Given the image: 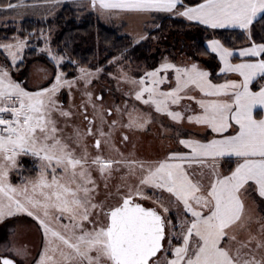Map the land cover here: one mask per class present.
<instances>
[{
  "label": "snow or ice",
  "instance_id": "6c2138e0",
  "mask_svg": "<svg viewBox=\"0 0 264 264\" xmlns=\"http://www.w3.org/2000/svg\"><path fill=\"white\" fill-rule=\"evenodd\" d=\"M45 2L58 4L60 0ZM90 5L101 12L170 13L211 29H240L251 43L238 50L239 62L234 63V48L217 39L208 41V49L222 65L220 73L237 77L223 83H213L196 63L180 67L167 61L139 80L121 77L138 86L136 100L153 105L157 113L175 122L184 117L170 110L169 103L194 100L201 110L187 120L208 130L210 138H181L179 144L187 151H171L155 161L123 153L119 159L100 155L99 137L111 136L102 127L94 143L98 154L90 156L82 141L85 135H93L92 120L86 133L74 129L80 154L62 138L54 113L62 117L71 113L58 105L56 96L65 85L71 88L73 81L63 79L59 65L64 56L53 53L47 40L41 51L47 52L58 69L50 86L28 90L12 78L8 68L0 67V221L26 214L38 223L43 250L36 264H264V256L257 259L255 255L264 249V240L253 236L245 223L242 198L243 192L252 189L264 199V42L252 41L254 23L264 18V0H201L194 6L183 0H90ZM23 6L6 5L8 9ZM13 41L0 43V49L16 67L26 39L14 37ZM169 70L175 74V86L162 91L166 77L160 73ZM79 72V79L90 83L93 73L83 67ZM190 90L198 91L199 98L190 95ZM86 95L91 98V93ZM116 123L113 120L110 128ZM149 123L150 118L133 119L130 113L125 127L143 129ZM21 156L36 160L38 171L35 177L14 184L10 174L18 169ZM224 159L234 167L221 171ZM93 168L105 189L114 172L126 169L116 185L114 202L107 203L111 192L97 201L100 185ZM155 193H166L167 198ZM145 199L154 206H145L141 202ZM171 208L178 210L177 223ZM237 227L247 233L245 239L238 238ZM12 250L26 255L23 250ZM0 264L15 261L5 257Z\"/></svg>",
  "mask_w": 264,
  "mask_h": 264
},
{
  "label": "rangeland",
  "instance_id": "374dc122",
  "mask_svg": "<svg viewBox=\"0 0 264 264\" xmlns=\"http://www.w3.org/2000/svg\"><path fill=\"white\" fill-rule=\"evenodd\" d=\"M15 4H23L25 6L14 8L16 10H14L13 17L6 15L7 18L5 20L0 18V27L3 26V29H7V23L5 24V22L8 20L15 23L12 26L18 27V30H20V23L25 19L41 20L46 24L49 21L56 20L60 9L64 5H72L78 9H85L89 13L97 14L108 27L111 26L118 29V31L120 30V35L132 37L135 44L145 43L150 46L149 53L143 55L139 60L135 59L129 51L117 53L108 62L100 60L99 64L97 63L93 69H88L93 75L90 78V83L85 85L84 80L79 79L81 74L76 62L68 55L59 53L57 37L60 29L56 25H48L34 35L30 43V49H35L38 55H42L51 61L47 52L41 51L45 46V40H47L48 46L53 53L64 56V60L59 65L60 72L67 64L75 66V71L73 70L71 78L62 72L63 79L73 81L72 87L69 88L65 85L56 96L58 105L64 111L71 113V115L62 117L59 113H54V118L57 120V127L62 129L60 135L71 147L76 149L77 154H80L81 148L74 143V129L78 128L82 134L86 133L89 120L93 121V135H85L82 143L87 145L90 156H94L98 154L94 146L95 139L99 137L97 129L102 127L105 133L111 131L110 138L99 137L101 139L99 154L110 159H119L121 158L120 154L123 153L128 158L155 161L163 159L171 151H187L179 144V139L195 138L193 134H190L192 132H197L196 134L202 136V138L209 135L208 130L204 127L189 123L187 120L189 115H195L201 111L194 100L182 99L175 105L169 103L170 110L179 111L184 117L180 122H175L166 114L157 113L153 105H145L142 101L136 100L135 91L138 90V86L121 78L122 76H127L131 80H139L147 72L159 68L162 63L167 61L180 67L191 66V64L196 63L201 70L209 73L210 79V70L214 68L213 63L208 59H194L193 39L194 34L198 32L195 28H176L170 21H164V19L168 18H165L164 15L156 17V13L101 12L98 8L93 9L91 7L90 0H60L58 4L46 3L45 0H22ZM3 9L5 12L9 10L7 7ZM172 17L176 18V15H172ZM172 17L169 18L172 19ZM16 36L21 38L19 35H14L11 39ZM140 36H144L145 39L138 40ZM28 42V39H26L22 60L18 61V63L23 62L25 58L26 50L28 51L29 49ZM0 43H5L2 37H0ZM0 52L6 56L3 49H0ZM7 59L11 63L10 58ZM25 62V66L21 69L13 68L11 70L7 67L4 59L0 57V67L8 68L12 78L28 90L50 86L51 83L55 82V75L58 69L54 61L51 62L55 68L41 61L26 59ZM97 69H100V71L97 72ZM160 75L166 77L165 83L160 85L162 91H168L175 86V74L172 70L167 73L161 72ZM225 79L229 78L216 81L210 80L213 83H223ZM86 93H91L90 99ZM189 94L197 98L200 96L199 92L194 90H190ZM144 98H147V94H145ZM130 113L133 119L137 117L150 118L151 123L147 124L143 129L127 128L125 125L129 123ZM85 116L88 117L87 120ZM113 120L117 123L110 128ZM124 136H127L128 139L124 140ZM24 160H29L37 169L36 164L38 162L32 157H19L18 169L10 174L14 184H16L15 180L19 184L22 178H27L23 176L24 165L22 163ZM220 167L221 171H223L222 165ZM125 171L126 169L121 168L120 172H114L113 178L109 182V187L105 189L104 182L99 178V173L93 168V177L100 185L97 201L104 200L107 193L111 192L113 197L108 199L107 203L114 202L117 198L115 195L116 185L121 183L120 175ZM124 191L126 189L121 188V192ZM148 194L153 195L152 190L149 189ZM155 195H163L167 198L166 193H155ZM242 198L245 205V223L253 236L259 240H264V231H262V226H264V202L261 205H255L253 201L248 200V196L244 192L242 193ZM141 202L148 206H154L149 199ZM171 213H174L176 217L178 210L171 208ZM249 216L252 218L250 221L247 219ZM172 218L173 222L176 223V219ZM64 222L66 223L67 221ZM87 226L91 227V225ZM176 229L179 232V228ZM234 231L239 233V239L246 238L247 233L241 232L239 227L234 229ZM251 248H256L255 241H253ZM12 249L23 250L26 255H17ZM42 250V231L38 223L31 217L26 214H17L0 221V258L9 257L16 264H36ZM244 251H247V249ZM255 255L257 259H260L264 256V249L257 250Z\"/></svg>",
  "mask_w": 264,
  "mask_h": 264
},
{
  "label": "trees",
  "instance_id": "16d2710c",
  "mask_svg": "<svg viewBox=\"0 0 264 264\" xmlns=\"http://www.w3.org/2000/svg\"><path fill=\"white\" fill-rule=\"evenodd\" d=\"M22 0H0V15L6 16L8 12H3V8H6L8 3H18ZM32 1V0H29ZM184 4L195 5L201 2V0L189 1L183 0ZM82 15V16H80ZM80 16V17H79ZM7 17V16H6ZM165 22L170 21L176 28H188L193 27L198 32L194 34L193 43V54L194 59H208L210 60L214 68L211 69V73L214 78L216 76L219 64L214 54L210 53L205 47V43L212 39L220 40L226 47H232L234 49H240L245 47L248 43L247 35L242 31H230V30H210L204 27L187 23L179 19H170L165 17ZM261 22L254 23L252 31V41L257 43L264 42V18H260ZM56 25L60 31L57 37V44L59 47L60 54H66L73 61L76 62L77 68L83 67L86 69H93L99 61L108 62L111 61L117 53L129 51L131 55L139 60L143 55H147L150 51V46L145 43L135 44L132 37L126 35H120L121 32L118 29L106 25L102 22L101 18L94 13H89L85 9H78L72 5H64L58 14L56 20L49 21L46 24L41 20L25 19L20 23V30L13 27L11 23H8L7 29L0 27V37L3 42L7 43L14 35H19L22 39H28V51L26 50L25 58L23 62H19L16 67H12L6 56L0 52V57L4 59L7 67L11 70L13 68L21 69L25 66L26 59L41 61L48 66L55 68L48 58L38 55L35 49H30V43L32 42L34 35L45 29L48 25ZM216 65V66H215ZM75 71V66L67 64L62 68V72L67 77L72 76ZM254 88H258V84H253ZM23 176L27 178H33L36 176L37 169L31 164L29 160H24L23 163ZM225 170L230 167H234L233 163H229L228 160L223 161ZM14 178V176H13ZM16 184V180L14 181ZM263 201H258V205H261ZM260 210V208H259ZM174 217V213L170 214ZM177 223V222H176ZM177 231V229H176ZM175 242V241H174Z\"/></svg>",
  "mask_w": 264,
  "mask_h": 264
},
{
  "label": "crops",
  "instance_id": "0c3cea01",
  "mask_svg": "<svg viewBox=\"0 0 264 264\" xmlns=\"http://www.w3.org/2000/svg\"><path fill=\"white\" fill-rule=\"evenodd\" d=\"M189 1H192V2H193V1H195V0H189ZM189 6H191V5H189ZM192 6H193V5H192ZM14 10H16V9H9V10L7 11V12H8V17H9V16L13 17L12 15L15 13ZM180 10H182V9H180ZM3 12H5V11L2 10V13H3ZM161 15H164L165 17H172V14H170V13H156V17H157V16H161ZM0 18H3V19L5 20V18H7V17H4V16H1V15H0ZM172 18H174V17H172ZM174 19L183 20V21H185V22H187V23L194 24V25H198V26L204 27V28H206V29H210V30H216V31H221V30L242 31V30H240V29H231V28H227V29H211V28H208V27L205 26V25H200V24H198V22L188 21L186 18L181 17V16H178V15H176V18H174ZM6 23H7V25H8V23L15 24V23H12V21H10V20H8L7 22H5V24H6ZM14 26H15V25H14ZM242 32H243V31H242ZM16 37H18V36H16ZM21 39H22V38H21ZM10 42H14L13 39H11V40H10L9 42H7V43H10ZM250 43H251V41H249V43H248L246 46H249ZM207 45H208V41L205 43V47H206L207 50L211 53V51H210V49H208ZM235 50H236V52H235V55H234V58H233V62H234V63H235V62H239V53H238V50H239V49H235ZM1 53H2V52H1ZM212 54L215 55V53H212ZM215 57H216L217 62H218V64H219V68L217 69V72L215 73L216 76H217L218 78L215 79L214 76H213V74L211 73V74H210V79H211L212 81H216V80H218V79H221V80H222L223 78L237 79V77H236L234 74H224V73H220L219 69H220V67H221L222 65L220 64L219 58H218L216 55H215ZM210 72H211V71H210ZM198 132H199V131H198ZM208 132H209V131H208ZM196 133H197V132H192V133H190V134H193V135L195 136V138H197V139L202 138V136H199V135H197ZM207 138H210V133H209V135L207 136ZM224 160H226V159H224ZM224 160L220 161V165H222V170H223V171H226L225 168H224V166H223V161H224ZM244 194H246V195L248 196V200L253 201L255 205H258V201H263V202H264V199L260 198L255 190L249 189L247 192H244ZM259 208H260V206H259Z\"/></svg>",
  "mask_w": 264,
  "mask_h": 264
},
{
  "label": "water",
  "instance_id": "95a60500",
  "mask_svg": "<svg viewBox=\"0 0 264 264\" xmlns=\"http://www.w3.org/2000/svg\"><path fill=\"white\" fill-rule=\"evenodd\" d=\"M2 258H5V257H2ZM6 258H9V257H6ZM15 264H16V262H15Z\"/></svg>",
  "mask_w": 264,
  "mask_h": 264
}]
</instances>
